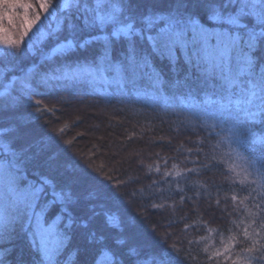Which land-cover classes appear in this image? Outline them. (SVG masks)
Returning a JSON list of instances; mask_svg holds the SVG:
<instances>
[{
	"label": "snow or ice",
	"instance_id": "obj_1",
	"mask_svg": "<svg viewBox=\"0 0 264 264\" xmlns=\"http://www.w3.org/2000/svg\"><path fill=\"white\" fill-rule=\"evenodd\" d=\"M49 19L55 27L43 31ZM0 49V264L17 240L28 248V264H61L74 238L77 264H264V0H0ZM96 84L121 103L144 94L183 106L215 143L205 152L198 139L175 156L141 161L148 185L139 175L117 179V169L94 164L96 152L76 153L84 165H73L71 179L44 171L41 153L53 145L67 152L75 140L66 138L75 122L61 123L57 105ZM38 120L47 131L33 142L29 126ZM234 157L245 167L238 170ZM214 168L225 183L210 185L213 200L200 179ZM189 202L194 219L168 218ZM106 203L119 215L97 210ZM149 209L171 212L145 232L139 224ZM216 210L229 226L209 227L204 215L215 219ZM178 222L182 232L215 235L184 248L168 231ZM199 242L202 254L194 256Z\"/></svg>",
	"mask_w": 264,
	"mask_h": 264
},
{
	"label": "trees",
	"instance_id": "obj_2",
	"mask_svg": "<svg viewBox=\"0 0 264 264\" xmlns=\"http://www.w3.org/2000/svg\"><path fill=\"white\" fill-rule=\"evenodd\" d=\"M35 3L36 0H33ZM63 0H53L54 4L62 3ZM43 16V13H42ZM55 27V20L49 19L44 21L43 31L48 30V26ZM38 39V38H35ZM36 47H41L37 44ZM3 51V49H0ZM64 95H68L64 93ZM48 100L55 101V94L48 97ZM56 115L60 117V122H75L71 130L67 133L66 138L75 137L73 147L65 152L63 146L50 147L46 152H42L40 159L43 163V170L50 172L54 176H60L65 179H71L78 172L74 169V164L84 165V160H81L76 153H82L85 158L93 152L97 155L93 157L94 164L99 165L103 162L106 165V170L117 169L113 175L119 179H127L131 176L139 175L144 185L151 183V180L145 177V171H141L139 163L142 161L144 165L153 164L156 161L155 153H160L161 156H175L177 149L181 152L183 148H194L195 142L198 139H204V151L209 152L211 143H215L216 137L213 134L209 136V130L196 126L195 122L190 120V110L180 107H166L161 101L153 103L148 96L141 94L136 98V103H121L118 99L109 96L104 92L102 84H96L81 89L76 95L71 97V103L58 104ZM36 131L33 136V142L39 139L38 133L47 131V126L43 120H38L29 126ZM85 133L83 136L76 134ZM163 138V139H161ZM171 140L169 144L168 141ZM95 145V147H93ZM183 145V148L180 146ZM39 145L33 147V151L39 150ZM98 150V151H97ZM50 152H55L54 159H47ZM181 160L183 156L179 157ZM203 159V157H201ZM162 164L163 162L160 161ZM172 161H169V169L171 170ZM191 166V165H189ZM180 168L175 171L182 170ZM153 178H157L155 172L152 173ZM209 181L206 187L212 193L213 200L216 198L215 188L210 187L211 184L223 185L225 178L220 169L214 168L206 176L200 179V183ZM107 183V182H106ZM95 196L104 199L102 193H97L94 190ZM188 195H193L189 192ZM221 206L223 203V192H221ZM178 201L179 197H175ZM171 204V200H169ZM135 207V206H133ZM206 207L203 199H201L200 210ZM97 210L104 215H119L121 209L111 203H106L101 207L97 206ZM132 211V209H128ZM171 209L164 215L153 213L151 209L145 214L146 219L141 218L139 227L141 230L148 232L150 225L157 223L164 224L167 222L166 217ZM182 215H188L195 218L193 214V205L187 203L182 209L172 213L170 217L173 220H179ZM213 214H205L204 220L208 221L209 227L212 229L224 228L229 226L228 216L220 210ZM223 216V219L221 217ZM235 217H233L234 219ZM124 223L129 231L133 230V223L130 218H125ZM183 223H177L176 226L168 229L173 235V240L183 241L182 247L188 248L189 240H197L201 235L214 236L215 233H208L202 230H188L182 232ZM164 229H160L163 231ZM172 241H169L171 243ZM80 244L78 238H74L71 243L65 248L61 257V264H77L76 247ZM178 246H181L178 244ZM3 247H8L4 245ZM11 254H4L2 257L4 264H28L30 253L26 245L17 240L12 246ZM204 247L203 242L194 243L191 245L193 255L202 254ZM201 259H203L201 255Z\"/></svg>",
	"mask_w": 264,
	"mask_h": 264
},
{
	"label": "rangeland",
	"instance_id": "obj_3",
	"mask_svg": "<svg viewBox=\"0 0 264 264\" xmlns=\"http://www.w3.org/2000/svg\"><path fill=\"white\" fill-rule=\"evenodd\" d=\"M234 164L237 166L238 170L245 167L244 160L242 158L234 157Z\"/></svg>",
	"mask_w": 264,
	"mask_h": 264
}]
</instances>
